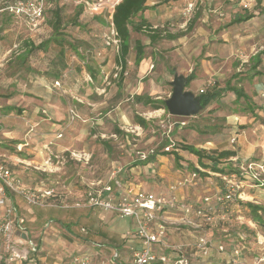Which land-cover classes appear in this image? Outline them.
<instances>
[{"label":"rangeland","instance_id":"374dc122","mask_svg":"<svg viewBox=\"0 0 264 264\" xmlns=\"http://www.w3.org/2000/svg\"><path fill=\"white\" fill-rule=\"evenodd\" d=\"M89 1L100 2L99 11L94 12L91 7H83L81 14L76 17L75 13L78 8L76 3L58 0L59 3H64L61 8L62 24L58 31L52 30L50 22L53 15L49 10L45 12V20L36 31L30 29L29 25L20 18L0 14V130L2 132L13 129L14 120H20L14 111L8 110L9 107L24 111L25 116L22 122L26 125L25 127H29L28 112L33 103L41 106L40 103L46 98V86L51 91L55 89L61 91L63 83L57 79L60 76L66 80V89L77 90V81L85 85L84 71H88L89 65L94 71L100 69L97 80L89 85L91 99L88 100L89 105L100 104L96 105V110H92L95 112L86 115L91 122L100 120L98 125L91 123V127L88 128L90 130L86 134V140L98 145L99 152L96 149L95 155L93 154L89 159L93 165L90 163L84 165L87 175H77L81 172V167L73 161L67 163L64 170L67 172L66 176L70 186L68 192H65L67 182L65 183L59 177L54 179L52 176L45 177L31 173L19 175L22 183L28 187H52L60 196L62 192L68 196L63 202L60 198L53 199L51 206L48 207H28L22 199H15L20 205L17 206L29 229V236L33 241L39 240L41 243L40 252H42L40 254L46 256L47 261L60 264H69L71 259L79 255L88 258L87 264H118L109 262L108 252L101 253L97 250V246L110 244L111 249L108 251L112 250L111 257L115 254L117 247L119 252L125 256L126 249L121 247L120 236L125 234V237L129 233L135 235L133 230L135 226L133 228L129 226L130 222L127 218L101 212H90L88 215H83L84 210L72 207L73 200L80 194L75 189L80 185L77 182L82 180L78 179L79 176H83V180L86 181L85 178L90 179L96 175H102L104 178L110 175L109 165H103L101 173L93 175V169L97 167L96 161H106L107 158L103 157L106 152L111 153L112 162L115 161L117 168L120 169L117 175L123 181L141 185L151 193H165L174 181L172 176L176 173V168H180L179 161H174L169 155L171 152H166L169 160L172 161L166 171H160L159 166H134L135 163L142 161L143 154L150 150L159 154L163 147L172 143L175 154H179L183 146H193L200 150L205 158L207 154L213 155L217 152L213 144L219 147L227 145L235 148L240 142L252 144V140L256 142L262 138L261 132L264 130L257 126L259 122L250 115L251 113L245 106L246 102L241 99L240 103H236L234 95L228 92L221 94L216 102H212L195 117H173L165 109L161 117L151 118L148 110H151L152 106H143L142 103L136 101L133 95L135 90V92L144 93L148 86H155L158 88L159 96L166 99L171 94L167 97L172 89L170 82L174 75L194 77L196 87L193 88V92L197 94L200 91L221 89L227 84L237 86L239 83L237 78L250 76L242 61L248 60L250 56L257 53L258 48L264 49V0H256L257 2L241 0L242 5H240V0H198L197 8L199 9L196 14L187 13L184 10L185 4L190 0H164L165 2L155 0L163 1L168 11H174L178 15L156 26L154 29L160 33L161 38L145 45L144 57L152 60V72L144 76L138 73L137 65L133 62L135 54L133 47L136 39L148 42V36L151 34L149 32L154 29H143L140 33L130 31V46L132 47L125 58L127 75H118L116 78L113 76L114 67L120 64V55L106 48L101 37L107 32L106 19L111 11L110 7L120 0ZM249 1L252 3L250 10H243L242 6H249ZM50 5L51 2L47 0L46 7ZM210 10H216L223 15L209 14ZM247 13L253 15L254 18L239 25L233 22L234 16ZM189 14L191 15L188 18ZM136 20L138 18L134 17L133 23ZM183 22L185 25L180 28ZM223 30H226L224 34H222ZM172 34H178V38L170 40L165 37V35ZM55 39H62V43L56 42ZM44 41H48L44 48L32 52L25 50V43L38 46ZM83 60H87V67L83 64ZM102 71L103 74L107 73L106 80H104ZM123 78L130 82L133 81L132 87L126 84L122 86ZM55 79L59 81V86H53ZM119 85L121 92L115 96ZM156 88H151V90H156ZM187 88L185 86V89ZM261 94L264 95V93ZM119 104L124 114L119 112L120 109L114 111ZM87 107L92 109L91 106ZM71 108L74 110L72 104L67 108L68 119L65 127L79 120V116L69 113ZM40 113L42 114L38 116L46 118L44 110H40ZM242 113L245 118L238 119L236 124L227 122L228 118L231 120V115L240 116ZM136 116L145 121V128L137 125ZM29 139L30 133H27L26 141ZM103 143L108 144L109 150ZM12 145L9 146L11 150ZM250 159L258 162L255 157ZM184 162L186 163L185 170L187 169L188 172L184 170L182 175L195 172L199 178H202L197 180L199 186L193 191L195 194L191 195L195 200L201 196L212 197L221 190L222 183L217 174L235 172V170H228L231 164L225 161H219V163L228 165L218 166L223 167L224 171L215 175L201 171V167H195L190 161ZM204 162L207 163L208 160L204 159ZM235 168V165L232 166V169ZM63 205L67 208H62ZM248 212L246 211L248 217L253 215L250 212L249 216ZM179 242L183 241L179 240ZM249 245L250 241L247 243V246ZM210 259L205 261L195 259L192 262L193 264H209L212 262ZM124 261L127 264L130 262L129 259Z\"/></svg>","mask_w":264,"mask_h":264},{"label":"built area","instance_id":"2783aa9c","mask_svg":"<svg viewBox=\"0 0 264 264\" xmlns=\"http://www.w3.org/2000/svg\"><path fill=\"white\" fill-rule=\"evenodd\" d=\"M46 1L0 0V11L22 19L30 29L36 31L44 21ZM63 1L84 4V7H91L94 12L99 11L101 6L100 2L89 0ZM118 2L110 7L111 11L106 19L107 32L102 34L101 39L106 48L112 49L119 56L121 41L112 23L114 6ZM192 9V4L185 8L187 13ZM83 64L86 66L87 60H83ZM114 69L115 78L127 75L121 63ZM102 75L106 80L107 75L103 72ZM87 81H90L88 76ZM59 85V81L53 84ZM201 93L204 91H200ZM69 113L74 116L72 108ZM56 137L60 138L61 135ZM172 147L170 143L162 148V152L169 153ZM15 149L20 152L22 145H16ZM154 155L155 152L150 150L141 159L145 161ZM14 161L19 164L21 162L18 158ZM236 169L237 172L217 175L222 187L212 197L201 196L189 201L179 195V190L194 185L199 180V176L192 172L171 183L165 193H151L129 185L124 186L119 180L106 185L93 183L82 198L74 201L72 207L131 219L135 226L136 243L130 247V264H193L195 259L203 261L210 258L212 262L209 264H264V254L252 261L243 257V253L248 250L247 229L255 230L257 225L254 219L247 216V205H259L256 199L249 198L247 189L264 187V160L240 163L236 165ZM16 198L22 199L28 207H48L56 198L63 202L52 187H28L23 184L19 174L12 170L10 163L0 153V264H29L32 263L33 256L40 252L39 244L29 236V229L20 215ZM62 208L67 206L63 205ZM211 228L221 234L224 242L213 243L208 236ZM185 232L189 237L188 241L177 242L171 239L172 235ZM225 240L230 241L231 247H227ZM255 243L264 245V234L257 233ZM118 256L115 251L113 259ZM87 262L86 256L79 255L71 259L69 264Z\"/></svg>","mask_w":264,"mask_h":264},{"label":"crops","instance_id":"0c3cea01","mask_svg":"<svg viewBox=\"0 0 264 264\" xmlns=\"http://www.w3.org/2000/svg\"><path fill=\"white\" fill-rule=\"evenodd\" d=\"M163 1L149 0L146 3L147 8L142 13L136 16L138 18L136 22L142 19L146 23L145 30L147 29L152 30L156 28V26H159L160 23L167 22L169 18H173V16L174 18L177 17L178 13H174V11H168L164 7L165 5ZM197 3H198V0L196 1L190 0L189 2L185 4V6H187L188 4H192L193 9L190 12L196 14V12L199 9L197 8ZM240 5H242L241 0H240ZM251 5L252 3H250L249 6L243 5L242 8L243 10L248 11L250 10ZM185 6H184V10H185ZM46 9H49V7H47ZM0 14L8 16V17H13L12 15L6 12H3V11H0ZM209 14H217L218 16L223 15L221 12H217L216 10H210ZM190 15L191 14L188 15V18ZM45 16H46V13L44 12V20H45ZM233 18H234L233 22L238 23L239 25V24H242L243 22L250 21L251 19L254 18V16L250 15V13H247L246 15L245 14L236 15ZM239 19H243V20L239 21ZM202 21L204 22V20ZM184 25L185 23L183 22L179 27L182 28ZM190 26L191 24L189 25V27ZM142 31H143V27H142V30L138 32L135 31V33H140ZM225 32L226 30H223L222 34H224ZM149 33L151 34L150 36H148V39H149L148 42H142L140 41V39H136L134 41V47H133L135 49L133 62L135 65H137L138 73L143 74V76L150 75L152 72V68H153V64H151L152 60L144 57V51L146 49L145 45H147L149 42H154L161 38L160 33L156 31L155 29L152 30V32L150 31ZM165 37L170 40H174L178 38V34L165 35ZM130 44L131 43L129 39L128 53L132 47L130 46ZM138 45L140 46L141 52H142L140 59H138V54H137V51L139 53ZM128 53L126 54V56L128 55ZM126 56L124 57L125 63L127 62L125 59ZM242 63L244 64L243 66L247 67V71H249L250 76L245 75V76H240V79L237 78V81L239 82L237 86H230L229 84H227L221 89H213L207 92L204 91V93H210V92L217 93L218 95L217 98L211 101L210 104L212 102H216V100H218L220 95L223 94L224 92H228L234 95V101L236 103H240L241 99H243L246 102L245 103L246 108H248V111L251 113L250 115H252L259 122L257 126L264 129V97H263L264 95L261 94V93H264V49L262 47L258 48L257 53L250 56L248 60L242 61ZM87 66L88 64L85 67ZM89 66L87 69L88 71H84L83 82L85 85H83V83H80L79 81L76 80L78 83L76 84L77 90H75L74 88H72V90H70V88H68L69 90L66 89L65 88L66 80L62 79V77L60 78V76L57 79H60V81L63 83L61 91L56 90V89L51 91L50 88L46 86V90H45L46 98H44L45 100L40 103L41 106L38 104L34 105L33 103L32 108L28 112L30 115L29 127H25L26 125L22 122L25 116L23 113L24 111H21V109H15L14 107H9L8 110L14 111L17 117L20 118V120L19 119L14 120L15 124L12 125L14 126L12 127L13 129H10L9 131H6V132L4 131L2 132L0 130L1 131L0 132V136H1L0 153L5 157V159L8 162L10 161L9 163L13 171L17 172L19 175H26L27 173H31L32 175H41L45 177L52 176L54 179L59 177L63 179L65 183L67 182L65 184V187H66L65 192H68V190H70V186L68 183V177L66 176L67 172L64 170L65 165L67 163H72L71 161H73L74 163H76L77 166L81 167V172L78 173L77 175L86 174V167L84 165L89 164V163L93 165V162L89 161V159L92 158L93 154L95 155L96 149H98V152H99V148L97 147L98 145L94 144L91 141L86 140V134H88L90 130L88 129L91 127L90 124L93 123V124L98 125L100 123V120L97 119L91 122L89 121V117L86 115L92 112H95L92 110H96V105L100 104V103H93L89 105V101H88L91 99L89 97V93L91 92L89 85L93 84V82L97 80L100 69H95L94 71V69L91 66L90 67ZM125 66L126 64H124V67ZM105 74L107 75V73ZM87 76L90 78V81H87ZM233 76L235 77V75ZM184 78H185V85L186 87H188L186 90L193 92V88L196 87L194 77L185 76ZM57 79H55V81H57ZM125 79L126 78H123L122 80L123 81L122 86L126 84L128 87H132L133 81L130 82V81H127L128 79L126 80ZM228 87H236L237 89H240L241 93L243 94L242 97L237 99L236 95L234 94L232 90H227ZM139 88L141 89V87ZM151 88H156V87L148 86L147 91H145L144 93L140 91L135 92L136 91L135 90L133 92V95L136 101L139 103H142L143 106H152L151 110H148V114L151 118H159L165 112V108L155 109L153 105L164 103V100H166L167 98L165 99L159 96L158 91H157L158 88H156V90L155 89L151 90ZM118 92H121L120 85L116 89L115 96L116 94H118ZM170 93L171 91L167 94V97ZM194 94L198 97L200 95V93L199 94L194 93ZM92 98H94V96ZM71 104L74 107V115L79 116V120L75 121L72 125H69L68 127L66 126L67 127L66 128L65 124L67 123V119H68L67 108ZM87 106H91L92 109L88 108ZM119 106L120 104L114 108V111L115 110L118 111L120 109ZM40 110L42 111L44 110V113H45L44 115L46 118L42 116H38V114H42L40 113ZM119 112L121 114L125 113L123 109L122 110L120 109ZM244 114L242 113V115L240 116L231 115L230 117L231 120H229L228 118L227 122L236 124L238 119L245 118ZM145 124L146 123L143 120L142 125H139V124L137 125H139L141 128H145ZM27 128H29V130H27ZM27 133H30V139L26 141ZM57 135H61V137L56 138ZM261 135H262V138L260 140H257L256 142L252 140V144H246V143L240 142L238 143V145H236V148L230 147L227 145L223 147L222 146L219 147L218 145L216 146L215 144H213V148H215L217 152L213 155L207 154L205 158L203 155L201 156V158H198L195 154L190 153L187 150H183L182 148L179 154L177 153L175 154L174 153L175 149L174 150L172 149L173 152L171 151L169 155L174 159V161H179V165H180V168L177 167L175 170L176 173L174 174V176H172L174 177L173 182L180 180L182 176H184L182 174L185 171L188 172L187 169L185 170L186 163L184 161H190L194 164L195 167H201L203 169V170L200 169L201 171H205L208 174L211 173L212 175H215L217 173L224 171L223 167H220V168L218 167L219 165L226 166L228 164L229 165L231 164V167L230 169L228 168V170H231V171L235 170V172H237V169L236 168L232 169V166L234 165L236 166L243 162H246V163L250 162L252 161L250 159L252 157H255L257 161L264 160V130L263 132H261ZM11 144H13L12 150L9 149L10 148L9 146ZM18 144L22 145V149L20 152H17L15 149L16 145ZM103 145L107 148V150H109L107 143H103ZM193 148L197 149L195 147ZM224 151L232 152L233 155L227 158H221V159L218 158V153L224 152ZM8 153H11V154H8ZM167 154L168 153H163L161 151L159 154H156L152 157L150 156L149 158L151 160L149 162L145 163L144 161H139L138 163H135L134 166H140V165L142 166L152 165L156 167L159 166L160 171L162 170L166 171L168 165L171 164L172 162L171 160H169V156ZM254 154L255 156H253ZM73 155L75 157H73ZM103 157L107 158L106 161L105 162L96 161L95 164L97 165V167L93 169L94 170L93 175H96V173H101V168L103 167V165H109L110 169L108 173L110 175H106V178L102 177V175H99V176L96 175L95 177L93 176V178H90V179L85 178L86 181L83 180L82 178L83 176L82 177L79 176L78 179H82V180L77 182L80 185H79V188L75 187V189L78 192H80V194H78L77 195L78 197H76L73 201H77L80 198H82L83 195L86 193V191L89 189L90 184L99 183L100 185H106V184L112 183V181L114 180L121 181V183L124 186L129 185V186L136 187V188L140 187V189L147 191L145 187L141 185H137L132 182L123 181L121 178L118 177L117 173L120 171V169L117 168L115 161L112 162L111 153L106 152V154H104ZM175 157L177 160L175 159ZM16 158H18L21 161L20 164L14 161ZM180 158H183V160H180ZM204 159H207L208 162L207 163L204 162ZM219 161L220 162L225 161L229 163L220 164ZM201 179L202 178H199V180ZM198 181H196V183L192 185L194 187H191V188L186 187V188L179 190L178 191L179 195H181V197L186 198L189 201L194 200V197L191 195L195 194L193 193V191L199 186ZM33 187H38V186H33ZM247 190H248L247 195L249 196V198L252 197L253 199H256L259 203V205L251 204L257 208L256 213L253 214L254 216L253 215L250 216L251 215L250 212L253 213L252 208L248 207L247 209V211H249L248 214L250 218L254 219L257 225H256L255 230L247 229V233L249 234L250 245L248 246V250L243 253V257L247 261H252L258 255L264 254V245L259 246L258 244L255 243V235L257 233L261 235L264 234V187L254 188L251 190L247 189ZM61 196H62V200L64 201L67 200L68 198L67 194L64 192L61 193ZM16 204L20 206L18 201ZM80 210L85 211L83 215H88L90 212H99V211L90 210V209H80ZM101 213L113 215L112 213H106V212H101ZM127 219L130 222L129 226L133 228L134 224L132 220L129 218ZM124 235L125 234H122L120 236V240L122 241L121 247L122 248L125 247L127 256L126 255L124 256L123 253H120L119 248L117 247L115 251L118 252L119 256L118 258L113 259V257H111L112 250L108 251L111 249L110 244L102 245L101 247L97 246V250H99L101 253L103 251L108 252L109 262L111 263L127 264L125 263L124 260L125 259L130 260V247L136 243V240H135V235L133 234L129 233L127 237H124ZM208 236L213 240L214 244L219 243L220 241L224 242L221 234L217 230H214L212 228L208 230ZM171 239L179 242V240L188 241L189 237H187V233H182V234L172 235ZM36 242L39 244V247H41V243L39 242V240ZM225 244L227 245V247H231L230 241L225 240ZM41 249L42 248H40V250ZM41 252H39L36 256H33L32 263H29V264H60L59 262L53 263L51 261H47V257L42 256L40 254ZM128 252H129V255H128Z\"/></svg>","mask_w":264,"mask_h":264},{"label":"trees","instance_id":"16d2710c","mask_svg":"<svg viewBox=\"0 0 264 264\" xmlns=\"http://www.w3.org/2000/svg\"><path fill=\"white\" fill-rule=\"evenodd\" d=\"M50 1H51V5H50L49 9L45 10V12L47 10H49V12H51V14L53 15V18H52V21L50 22V25H51L53 31H58V29L61 27V24H62L61 8L63 7V4L59 3L58 0H50ZM148 1L149 0H120L114 6V10H113V14H112V23H113L114 29L116 30V32L119 36L120 41H121V51H120V56H119L120 57L119 63H121L123 65V68H125L124 67V64H125L124 57L128 53V49H129L130 31L138 32V31L142 30V27H143V29H145V27H146V25H145L146 23L144 20L141 19L138 22L133 23L132 19L134 17H136L138 14L142 13L147 8L146 3ZM76 6L78 8H77V12L75 13V15H76V17H78L82 12L84 4H78ZM241 20H243V19H239V21H241ZM74 24L76 25V23H74ZM55 41L60 43V44L62 43V39H60V40L55 39ZM25 44H26L25 50L28 52H31L32 50H35V49L44 48L48 44V41L41 42L38 46H34L31 43H25ZM138 47H139V53L137 51V54H138V59H140L142 52H141V48L139 45H138ZM227 90H232L234 92V94L236 95L237 99H239L243 95L241 93V90L237 89L236 87H228ZM217 96L218 95L216 92L201 93L199 95L201 110L205 109L210 104L211 101H213L217 98ZM153 106L155 109L156 108H165L164 103L154 104ZM135 119H136L137 124H139V125L143 124V120L141 118L136 117ZM182 149L187 150L190 153L195 154L198 158H201V156H202V152L200 150L194 149L191 146H183ZM232 155H233L232 152L224 151V152L218 153V158H227V157L232 156ZM175 159H176V157H175ZM150 160L151 159L148 158L144 162L147 163ZM247 206L252 208L253 214L256 213V211H257L256 207H254L251 204H248Z\"/></svg>","mask_w":264,"mask_h":264},{"label":"water","instance_id":"95a60500","mask_svg":"<svg viewBox=\"0 0 264 264\" xmlns=\"http://www.w3.org/2000/svg\"><path fill=\"white\" fill-rule=\"evenodd\" d=\"M170 86L171 94L164 100L168 114L173 117H195L201 111L200 99L185 89L184 76L174 75Z\"/></svg>","mask_w":264,"mask_h":264}]
</instances>
